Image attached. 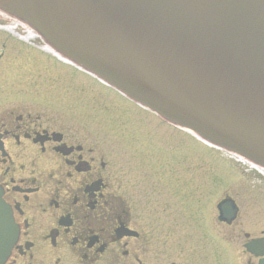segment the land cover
<instances>
[{
	"label": "flooded vegetation",
	"instance_id": "1",
	"mask_svg": "<svg viewBox=\"0 0 264 264\" xmlns=\"http://www.w3.org/2000/svg\"><path fill=\"white\" fill-rule=\"evenodd\" d=\"M32 46L0 54L1 264H264V209L226 193L218 154Z\"/></svg>",
	"mask_w": 264,
	"mask_h": 264
},
{
	"label": "water",
	"instance_id": "2",
	"mask_svg": "<svg viewBox=\"0 0 264 264\" xmlns=\"http://www.w3.org/2000/svg\"><path fill=\"white\" fill-rule=\"evenodd\" d=\"M0 8L130 98L264 167V0H0ZM224 206L232 219V201ZM15 237L0 199V264Z\"/></svg>",
	"mask_w": 264,
	"mask_h": 264
},
{
	"label": "rangeland",
	"instance_id": "3",
	"mask_svg": "<svg viewBox=\"0 0 264 264\" xmlns=\"http://www.w3.org/2000/svg\"><path fill=\"white\" fill-rule=\"evenodd\" d=\"M10 27V28H9ZM30 26L24 21L0 10V54L13 49H20L22 46H30L40 44L37 38L27 37V30ZM30 42V43H28ZM20 59L23 58H13ZM3 58H0V64L3 63ZM5 80V76L0 74V82ZM197 144V143H196ZM212 154L218 156L215 151L212 150ZM219 157L222 159L221 163L226 165L227 174V186L226 193L237 195L238 202L244 205V208L248 211H252L254 207H259L260 211L264 209V174L256 172L254 169L250 168L248 163L238 161L231 153L223 150H218ZM247 174L251 176L252 182H254L256 187L260 189H244L238 190L236 183ZM254 176H258L257 179H253ZM262 183V184H259Z\"/></svg>",
	"mask_w": 264,
	"mask_h": 264
},
{
	"label": "bare ground",
	"instance_id": "4",
	"mask_svg": "<svg viewBox=\"0 0 264 264\" xmlns=\"http://www.w3.org/2000/svg\"><path fill=\"white\" fill-rule=\"evenodd\" d=\"M9 28H10V27H9ZM32 32H33V31H30V30H29L28 33H27V37H29V36H30L31 38H32V37H37V35H36V34L33 35ZM238 160H240V161H244V160H242L241 158H239ZM251 166H252V165H251ZM253 167H254V166H253Z\"/></svg>",
	"mask_w": 264,
	"mask_h": 264
}]
</instances>
